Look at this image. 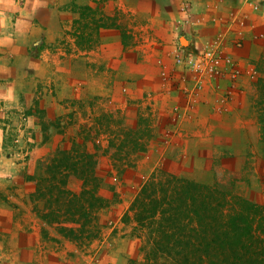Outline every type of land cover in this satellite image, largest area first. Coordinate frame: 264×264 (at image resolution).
Returning a JSON list of instances; mask_svg holds the SVG:
<instances>
[{
	"label": "rangeland",
	"instance_id": "rangeland-1",
	"mask_svg": "<svg viewBox=\"0 0 264 264\" xmlns=\"http://www.w3.org/2000/svg\"><path fill=\"white\" fill-rule=\"evenodd\" d=\"M75 8L77 28L48 44L29 46L32 37L0 17V264L143 259L133 223L123 220L129 199L115 202L96 235L72 246L53 239L54 226L35 225L19 197L27 155L49 146L59 119L64 131L105 111L118 121L130 101L155 116L165 108L178 155L224 168L234 190L262 208L264 235V0H80ZM160 118L151 121L147 149L133 155L146 174L160 163ZM10 235L15 245L19 239L13 256Z\"/></svg>",
	"mask_w": 264,
	"mask_h": 264
},
{
	"label": "trees",
	"instance_id": "trees-1",
	"mask_svg": "<svg viewBox=\"0 0 264 264\" xmlns=\"http://www.w3.org/2000/svg\"><path fill=\"white\" fill-rule=\"evenodd\" d=\"M164 111L156 115L165 118L155 138L160 163L148 174L133 155L147 149L146 137L156 129L153 112L130 101L118 121L108 120L114 111H105L64 131L59 119L46 137L49 146L27 155L32 210L62 237L81 240L108 224L111 205L126 198L123 220L133 223L144 250L142 260L128 264H264L262 208L234 190L224 168L199 167L192 156H179L181 144L170 137L165 122L171 115ZM70 181H80V188Z\"/></svg>",
	"mask_w": 264,
	"mask_h": 264
},
{
	"label": "crops",
	"instance_id": "crops-1",
	"mask_svg": "<svg viewBox=\"0 0 264 264\" xmlns=\"http://www.w3.org/2000/svg\"><path fill=\"white\" fill-rule=\"evenodd\" d=\"M79 1L80 0H0V17L8 18V25L11 24L14 27V32L31 36L32 41L29 43V46L31 44L36 45L40 42H43L45 44L55 43L60 39L59 37L63 33L77 28L76 20L79 17V12H77L75 8V3ZM248 41L251 40L249 39ZM248 45H250L249 48L251 51L257 49L250 43H248ZM242 53L246 54L249 58H253V55L249 54L250 52H248V48H246V50ZM69 184L74 189H79L78 187L81 185V182L70 181ZM29 185L30 182L24 179L22 182V186L20 187L21 192L19 197L23 199L22 203L23 208L26 209L25 213H27V215L35 225L37 224L38 226L43 227V225L47 224H45V222L32 210L31 204L29 202H24V196ZM114 205L115 203L111 205L108 213H111ZM105 212L107 213L106 209L100 210V213ZM47 227H49V225H47ZM51 233L54 234V236H57L55 231ZM12 237L13 236L10 235V237L8 238V241H11V245H9L6 241L8 245L5 246L6 249L9 250L7 256L17 255L18 253L19 239L16 241L15 245L14 238ZM53 239H59L61 244L64 245L70 244L74 246V244H76L73 239L62 237L60 235L57 238L54 237ZM41 240L42 242L44 241L49 245V243L42 238ZM60 255L62 259H67L66 254ZM38 260L39 262H41V257Z\"/></svg>",
	"mask_w": 264,
	"mask_h": 264
},
{
	"label": "built area",
	"instance_id": "built-area-1",
	"mask_svg": "<svg viewBox=\"0 0 264 264\" xmlns=\"http://www.w3.org/2000/svg\"><path fill=\"white\" fill-rule=\"evenodd\" d=\"M228 59V58H227ZM215 61H220V59L219 58H217V59H215ZM212 65H210V67H211Z\"/></svg>",
	"mask_w": 264,
	"mask_h": 264
}]
</instances>
